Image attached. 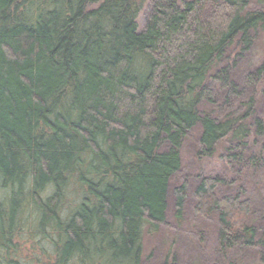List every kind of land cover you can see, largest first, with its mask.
Returning a JSON list of instances; mask_svg holds the SVG:
<instances>
[{
    "label": "trees",
    "instance_id": "1",
    "mask_svg": "<svg viewBox=\"0 0 264 264\" xmlns=\"http://www.w3.org/2000/svg\"><path fill=\"white\" fill-rule=\"evenodd\" d=\"M143 4L0 0V264L27 237L50 264H146L188 201L221 252L264 249V0H149L138 29ZM188 141L231 177L175 182Z\"/></svg>",
    "mask_w": 264,
    "mask_h": 264
},
{
    "label": "rangeland",
    "instance_id": "2",
    "mask_svg": "<svg viewBox=\"0 0 264 264\" xmlns=\"http://www.w3.org/2000/svg\"><path fill=\"white\" fill-rule=\"evenodd\" d=\"M148 4L149 0H144L143 7L137 18L138 29H142L146 22ZM263 52L264 38L260 36L252 53L253 60L257 61V57H261ZM241 68L243 69V67ZM253 90L255 94L259 93V89L255 88ZM261 113H264L263 107L258 111L257 116ZM191 142L185 143L182 149V172L175 182L179 183L181 177L186 176V179L191 180L192 183V178L195 175H217L226 177V179L231 177L224 165L223 159L219 156L201 162L198 166L194 167L192 164L195 162L193 158L191 159ZM253 179L251 182H253ZM254 196H250V201L255 205L252 206L253 210L257 214L264 216V204L256 206L258 200L264 196V193ZM196 208L193 203L188 201L183 208L179 225L174 220L173 209H169L167 213L168 226L161 227L157 235H145L143 237L144 263L162 264L165 260L164 256L169 255V260H172L173 256L175 257V260H173L174 264H264V249L251 250L238 246L228 252H221L217 241L218 222L216 214H213L210 218L203 219L204 217H199L195 214ZM237 217L239 218L238 214ZM263 223L261 222L257 225L264 226ZM32 241H30V237H27V240H23L22 247L20 246L19 255L22 263L50 264L43 255V253H50V244L45 241H38V239ZM149 255H153L151 260H147Z\"/></svg>",
    "mask_w": 264,
    "mask_h": 264
}]
</instances>
